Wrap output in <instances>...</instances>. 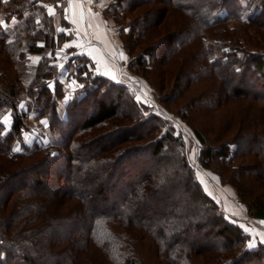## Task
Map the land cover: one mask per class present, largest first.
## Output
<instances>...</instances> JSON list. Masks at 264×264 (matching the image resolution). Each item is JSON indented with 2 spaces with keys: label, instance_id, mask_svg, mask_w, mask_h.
<instances>
[{
  "label": "trees",
  "instance_id": "1",
  "mask_svg": "<svg viewBox=\"0 0 264 264\" xmlns=\"http://www.w3.org/2000/svg\"><path fill=\"white\" fill-rule=\"evenodd\" d=\"M63 6L0 0V20H16L0 28V264H264V244L248 247L245 228L207 194L185 140L126 83L75 56L80 86L60 110L68 89L44 53L70 38L58 31ZM106 12L128 68L154 85L146 72L161 64L158 91L196 84L177 110L200 143L199 166L235 189L250 221L264 220V0H113ZM29 54L40 58L24 85ZM23 93L45 118L47 148L23 139ZM196 110L224 115L202 126L187 117Z\"/></svg>",
  "mask_w": 264,
  "mask_h": 264
},
{
  "label": "crops",
  "instance_id": "2",
  "mask_svg": "<svg viewBox=\"0 0 264 264\" xmlns=\"http://www.w3.org/2000/svg\"><path fill=\"white\" fill-rule=\"evenodd\" d=\"M112 1L96 0L94 7L90 0H64L63 13L68 25L59 26L58 31L69 32L70 38L60 47L55 48L54 53V56H57L58 79L68 87L59 106L61 111L68 100L70 89L64 79L67 76L68 60L73 54L86 56L92 64L93 72L107 79L113 80L112 77L115 76L114 81L121 83L132 78L130 75L132 73L126 67L128 57L119 39V27L115 24L112 14L106 12L111 8ZM49 8L53 9V13L55 12L53 3L46 6L47 13ZM54 14L58 21V15ZM15 21L11 19L6 23L0 20V28L12 27ZM27 57L30 60L36 58L37 62L40 56L29 54ZM227 210L248 232L249 244H253V247L258 243L264 244V230L247 218L242 206L235 207V211L232 212Z\"/></svg>",
  "mask_w": 264,
  "mask_h": 264
},
{
  "label": "rangeland",
  "instance_id": "3",
  "mask_svg": "<svg viewBox=\"0 0 264 264\" xmlns=\"http://www.w3.org/2000/svg\"><path fill=\"white\" fill-rule=\"evenodd\" d=\"M126 29H127V26H126ZM239 37L241 39L240 41L244 42V37H241V36ZM119 39L121 40L120 35H119ZM121 44L123 47L122 40H121ZM244 44H247V45L249 44L247 39H245ZM138 49L139 48L134 49L135 52L138 51ZM44 56L46 58H50L47 56L46 52L44 53ZM75 56H78V55L73 54L71 55L70 59L74 58ZM26 58H29V57H26ZM36 64H37L36 58L33 60L28 59L26 63L22 64V66L25 68L24 71L27 72V75L24 74L23 77L21 76V78L23 79L24 85L27 84L26 83L27 78L30 77V75L28 74H32L33 72L32 69L35 67ZM70 64L71 63H68L67 76H65L64 81L65 83L67 82L69 89L71 90V89H75L77 86H80V83L70 76L71 71H74L73 67ZM89 67L90 66L88 64V68ZM126 67L128 68L127 63H126ZM166 67L167 65H165V68ZM128 70L132 73L130 74L132 78L128 79L126 82H121V83H126L129 86V90H131V92L134 93V97L137 102H141L144 105H148L151 108L150 111L161 113L163 116H165L166 119H168V123L174 127L175 132L179 133L181 137L185 140L186 153L189 158V161L192 164V166L195 167L196 175L198 176L199 180L202 182L203 187L205 191L207 192V194L210 195L211 197H214V199L219 203V205L225 211L226 214H230V212L227 209H229L232 212V211H235V207L242 206V205H239L234 200L235 189L231 185L221 184L217 180L216 175H214L210 170L204 169L203 167L199 166L198 151L200 148V143L198 139L194 137L191 131L190 125L187 124L186 122V119H185L186 117L184 118V116L182 115V112L177 110L179 108L181 109V107L186 106V103L188 101L195 98L196 94L198 93V92L195 93V89H197V87L195 86L196 84L189 86V88H187L188 92L185 93L183 92V89H182L184 88L183 85H185L183 81H181L180 83H175L173 81H171L170 83L163 82L165 85V88L161 90L159 89L158 91L156 89V86L157 87L159 86L158 81L161 79L162 80L164 79L163 73L162 74L160 73L161 70H163L161 64L157 63L155 67H152L151 70L146 72L147 77L151 80V82H154V85H150L148 82H146L145 79L142 78L141 75L144 72L140 71L139 73L136 74L134 72L135 70L133 71L130 68H128ZM58 75L59 74H57L56 76L57 78H58ZM51 85H52V81H51ZM65 87H67L66 84H65ZM173 87H174V94L182 92L181 95L180 96L175 95L176 97L173 102L163 103L162 101H160V98H162L161 96L166 95L169 91L173 89ZM20 96H21L20 107L28 110L27 118L25 121L27 123V128H29V130L24 131L23 139L26 142H30L33 140H39L40 138L41 141L45 142L44 143L45 148L49 147V144H48L49 142L47 141L46 132L44 130V127H43L44 125L42 123L45 118L43 116H38L37 109L34 106H32L31 103H30L29 109H27L26 105L29 104V100L26 98L24 93L21 94ZM137 97H139L140 99L138 100ZM216 114L218 115L221 114L222 116L224 115V113H219L218 111L217 113L213 112L210 114H205L200 110H196L195 112L189 114V116L187 117L190 121L194 123L200 124L202 126L203 125L209 126L213 118L222 117L220 115L217 116Z\"/></svg>",
  "mask_w": 264,
  "mask_h": 264
},
{
  "label": "built area",
  "instance_id": "4",
  "mask_svg": "<svg viewBox=\"0 0 264 264\" xmlns=\"http://www.w3.org/2000/svg\"><path fill=\"white\" fill-rule=\"evenodd\" d=\"M90 2H91V4L94 6V7H96V0H90ZM54 53H55V50H53L52 52H48L47 53V56H49L50 58H52L53 59V62H57V56H54ZM262 221H264V220H256L254 223H257L259 226H260V228L262 229V230H264V223H261Z\"/></svg>",
  "mask_w": 264,
  "mask_h": 264
},
{
  "label": "snow or ice",
  "instance_id": "5",
  "mask_svg": "<svg viewBox=\"0 0 264 264\" xmlns=\"http://www.w3.org/2000/svg\"><path fill=\"white\" fill-rule=\"evenodd\" d=\"M48 12H49L50 15L53 14V9L49 8V9H48ZM73 22H75V21H73ZM125 31H127V30H125ZM122 58H123V56H122ZM236 71L239 72L240 70H239V69H236ZM86 75H87V74H86ZM112 79L115 80V76H113ZM137 99L139 100L140 98L137 97ZM15 151H20V149L17 148V149H15ZM53 155H55V154H53ZM261 223H264V221H262ZM253 246H254L253 244H249V245H248V247H253Z\"/></svg>",
  "mask_w": 264,
  "mask_h": 264
}]
</instances>
